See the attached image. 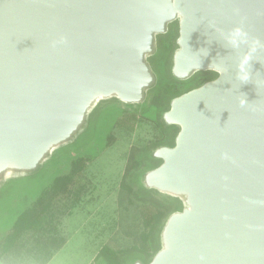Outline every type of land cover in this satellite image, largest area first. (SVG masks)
<instances>
[{
    "label": "water",
    "instance_id": "95a60500",
    "mask_svg": "<svg viewBox=\"0 0 264 264\" xmlns=\"http://www.w3.org/2000/svg\"><path fill=\"white\" fill-rule=\"evenodd\" d=\"M175 21L172 76L216 77L162 113L179 131L140 182L181 209L131 264H264V0H0V188L46 165L102 101L144 104Z\"/></svg>",
    "mask_w": 264,
    "mask_h": 264
},
{
    "label": "rangeland",
    "instance_id": "374dc122",
    "mask_svg": "<svg viewBox=\"0 0 264 264\" xmlns=\"http://www.w3.org/2000/svg\"><path fill=\"white\" fill-rule=\"evenodd\" d=\"M173 25L170 24L167 34L158 36L156 53L150 57L155 72L152 59L155 61L162 50V39L165 44L174 41L177 29ZM162 72L169 76L167 70ZM214 77L215 72H199L190 80H176L174 83L176 90L182 94ZM200 79L203 80L199 84ZM156 93L151 91L142 105H128L115 98L102 101L90 114L83 131L55 151L46 165L27 176L8 180L0 188V264H98L103 260L107 247L121 251L137 248L143 253L155 254L151 249H144L146 237L151 231L144 224L133 194L121 187V180L124 174L153 168L154 161L146 156L147 150L152 152L157 145H161L155 142H164L169 138L168 131L156 121L157 108L152 104ZM120 110L139 113L133 117L129 115L130 118L121 114L125 116L122 118H129V122L138 117L132 131L115 123ZM78 155L87 159L82 173L90 184L83 196L74 199V206L66 205V202L65 211L56 212L53 235L58 243H52L50 239L47 243L42 241L40 249L36 245L39 236L29 232L18 237L15 247L3 251L1 247L8 242L7 235L20 212L47 183L64 175L71 159ZM82 173L80 177L85 179ZM151 196L160 203L177 204L157 191ZM164 219L165 215L162 221Z\"/></svg>",
    "mask_w": 264,
    "mask_h": 264
},
{
    "label": "trees",
    "instance_id": "16d2710c",
    "mask_svg": "<svg viewBox=\"0 0 264 264\" xmlns=\"http://www.w3.org/2000/svg\"><path fill=\"white\" fill-rule=\"evenodd\" d=\"M173 23L175 24V26L173 25ZM173 23L172 25L177 29L174 41L169 42V44H165L162 39V50H160L158 55L156 56L158 58L155 57L156 62L154 61V58L152 59L154 62L153 64L155 65L156 72L158 74L157 85L152 91H157V93L152 99V104L157 108L156 121L159 122V125L163 127V130H165L166 132L168 131L169 134V138L167 140H165L164 142L162 140L155 142L156 145L161 144L173 146L175 143V136L179 131V127L177 125H166L164 120L162 119V113L169 109L171 99L180 95L179 91L176 90L177 87H175L174 82H176V79L171 74L172 55L176 45L175 40L178 36V22L175 21ZM161 68L163 70H167V74H169L168 77L166 76V73L162 72L163 70H161ZM202 80L203 79H200L198 83L200 84ZM121 114L126 115V117H129V115L130 117H133L137 116V114L139 113L126 110H120L117 113V121H115V123L117 122V125L121 126L129 132L132 131L138 117H136V119H132L131 122H129V117L127 119V122L126 118H122L125 116H121ZM126 124H128L129 126H127ZM150 153V149L147 150L146 156L149 158H151ZM86 160L87 159L86 157H84V155H78L77 157L72 158L69 162L68 171L61 177L55 178L51 182L47 183L44 188L37 194V196L33 200L28 202V204L17 216L13 224L12 231L7 235L6 239L8 240V242L6 241V244L1 247L3 251L6 249L8 250L11 247H15L17 245L16 241L18 237L23 236L29 232L31 233V235L39 236V240H37L36 245H39L38 247L40 249L43 245L42 241H44V243H47L50 239L52 243H58L57 237L53 235V233L55 232L54 228H56L57 222L56 212H64L67 207H65L66 202H68V204L66 205L70 204L71 206H74V202L76 201H74V199H76L77 197L79 198L80 196H83L85 194V189L90 184L87 181V177H85L82 173L86 169ZM135 160H137L138 162V157H136ZM153 161V167L158 166L161 162V160L157 159H153ZM143 172L144 171H134L129 174H124L121 180V187L123 189L129 190V193L133 194V198H135L136 202L140 206V213L142 215L144 224L148 226L151 231V233H149L146 237V244L144 249H151L153 251V254L156 253L160 248L159 234L164 222L162 221L163 216L165 215L166 218L174 210L181 209V203L177 199L175 200V202H177L175 206H173V204H170V202H157L151 196L155 192V190L146 189L140 182V176ZM81 173L83 174L85 179H81ZM104 251L105 255L103 257V260L98 264H131L137 258L142 259L144 263H148L154 256H152L151 253H143L142 249L137 248H134L133 251H121L115 250L111 247H107Z\"/></svg>",
    "mask_w": 264,
    "mask_h": 264
},
{
    "label": "clouds",
    "instance_id": "9594fccd",
    "mask_svg": "<svg viewBox=\"0 0 264 264\" xmlns=\"http://www.w3.org/2000/svg\"><path fill=\"white\" fill-rule=\"evenodd\" d=\"M229 39H230V42L234 46L238 45V43L243 42L246 39V33L242 29L236 28L231 32ZM249 59H250V56L245 55L241 60L240 68H241V73L243 74L240 76V79L242 81H247L248 79L247 73L244 71V65L248 63ZM245 103H246V100L241 99V104L243 105Z\"/></svg>",
    "mask_w": 264,
    "mask_h": 264
}]
</instances>
